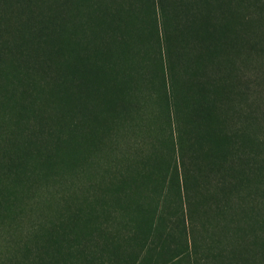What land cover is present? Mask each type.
<instances>
[{
  "label": "trees",
  "instance_id": "obj_1",
  "mask_svg": "<svg viewBox=\"0 0 264 264\" xmlns=\"http://www.w3.org/2000/svg\"><path fill=\"white\" fill-rule=\"evenodd\" d=\"M264 0H0V264H264Z\"/></svg>",
  "mask_w": 264,
  "mask_h": 264
},
{
  "label": "rangeland",
  "instance_id": "obj_2",
  "mask_svg": "<svg viewBox=\"0 0 264 264\" xmlns=\"http://www.w3.org/2000/svg\"><path fill=\"white\" fill-rule=\"evenodd\" d=\"M263 102H264V100H263ZM264 135V134H263ZM264 138V137H263ZM263 209H264V204H263ZM264 211V210H263ZM264 228V227H263Z\"/></svg>",
  "mask_w": 264,
  "mask_h": 264
}]
</instances>
